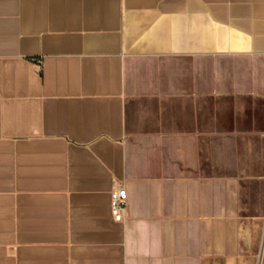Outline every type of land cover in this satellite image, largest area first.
<instances>
[{
  "label": "crops",
  "instance_id": "1",
  "mask_svg": "<svg viewBox=\"0 0 264 264\" xmlns=\"http://www.w3.org/2000/svg\"><path fill=\"white\" fill-rule=\"evenodd\" d=\"M263 137L264 0H0V264H257Z\"/></svg>",
  "mask_w": 264,
  "mask_h": 264
},
{
  "label": "rangeland",
  "instance_id": "2",
  "mask_svg": "<svg viewBox=\"0 0 264 264\" xmlns=\"http://www.w3.org/2000/svg\"><path fill=\"white\" fill-rule=\"evenodd\" d=\"M256 146L259 149L264 148V137L263 142L259 140L256 142ZM257 175H264V168L260 171L259 168L256 171ZM243 202L247 203V208L241 210L242 216H255L257 223L256 229V257L257 264L260 261V254L262 251L263 240H264V177L256 180V185L251 186L250 195L243 199ZM264 264V262H263Z\"/></svg>",
  "mask_w": 264,
  "mask_h": 264
},
{
  "label": "built area",
  "instance_id": "3",
  "mask_svg": "<svg viewBox=\"0 0 264 264\" xmlns=\"http://www.w3.org/2000/svg\"><path fill=\"white\" fill-rule=\"evenodd\" d=\"M127 193L123 187H119L110 193V214L114 221H121L123 218V211L126 208Z\"/></svg>",
  "mask_w": 264,
  "mask_h": 264
},
{
  "label": "water",
  "instance_id": "4",
  "mask_svg": "<svg viewBox=\"0 0 264 264\" xmlns=\"http://www.w3.org/2000/svg\"><path fill=\"white\" fill-rule=\"evenodd\" d=\"M260 261H259V264H263V260H264V240H263V246H262V251H261V254H260Z\"/></svg>",
  "mask_w": 264,
  "mask_h": 264
},
{
  "label": "flooded vegetation",
  "instance_id": "5",
  "mask_svg": "<svg viewBox=\"0 0 264 264\" xmlns=\"http://www.w3.org/2000/svg\"><path fill=\"white\" fill-rule=\"evenodd\" d=\"M263 262H264V260H263Z\"/></svg>",
  "mask_w": 264,
  "mask_h": 264
}]
</instances>
